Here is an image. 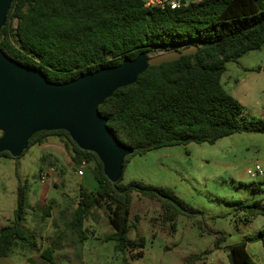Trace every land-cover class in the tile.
<instances>
[{
	"label": "trees",
	"instance_id": "16d2710c",
	"mask_svg": "<svg viewBox=\"0 0 264 264\" xmlns=\"http://www.w3.org/2000/svg\"><path fill=\"white\" fill-rule=\"evenodd\" d=\"M145 1L12 0L0 30V49L48 81L65 83L140 53L181 52L193 45L198 48L195 54L149 67L98 107L110 131L133 149L129 156L190 143L214 144L236 133L264 134V119L240 120L242 105L221 84L227 62L264 44V0H204L177 9L145 7ZM48 141L61 142L74 167L92 166L95 186L93 190L80 186L77 206L64 227L77 245L86 241L89 232L83 223L95 212L103 214L112 229L104 240L115 243L122 264L142 258L144 238L128 236L133 192L158 202L169 219L178 213H199L170 188L140 181L124 185L122 177L111 184L97 156L79 149L63 130L35 133L27 149ZM0 157L12 158L7 152ZM258 190L254 185L253 191ZM26 193V186L19 185L13 221L0 228V257H11L17 250L38 251L36 235L21 225ZM232 204L244 224L264 216L262 200ZM49 214L50 207L42 211L44 218ZM258 240L264 247V229ZM39 256L54 264V247H46ZM227 257L229 264H254L244 242L230 245Z\"/></svg>",
	"mask_w": 264,
	"mask_h": 264
},
{
	"label": "rangeland",
	"instance_id": "374dc122",
	"mask_svg": "<svg viewBox=\"0 0 264 264\" xmlns=\"http://www.w3.org/2000/svg\"><path fill=\"white\" fill-rule=\"evenodd\" d=\"M221 84L242 105L240 120L264 119V44L236 61L227 62ZM64 151L67 155L65 148ZM256 165L261 174L247 175L246 170H254ZM47 166L56 170V176L63 182V187L58 189L69 199L79 200L78 187L88 189L84 182L95 185L91 165L72 168L63 155H57L45 145H32L19 158L0 157V224L13 221L19 185L26 186L27 190L43 187L39 175ZM77 170H83L84 175L76 174ZM131 181L170 188L199 211L192 216L178 213L169 219L158 202L133 192L129 238L142 236L145 244L143 257L129 261L131 264H229L228 247L239 242L246 244L254 264H264V247L258 240L259 231L264 229V216H256L244 224L242 214L232 204L255 200L264 203V134L236 133L214 144L190 143L129 156L121 183L127 185ZM254 185L259 187L257 192L253 191ZM58 189L52 188L51 196L58 198ZM49 207L55 214L47 226L49 219L36 209L28 211L26 203L22 228L36 235L37 245L55 247L66 241L64 247L76 248L75 239L72 242L55 237L62 220L68 221L72 213L57 214L53 204ZM111 232L105 223L96 228L95 235L87 236L83 247H78L83 248L85 264H122L119 253L114 250L115 243L99 238L100 234ZM221 237L223 240H219ZM36 253L32 251L33 259L41 262ZM60 255L55 264H69L61 258L71 255Z\"/></svg>",
	"mask_w": 264,
	"mask_h": 264
},
{
	"label": "water",
	"instance_id": "95a60500",
	"mask_svg": "<svg viewBox=\"0 0 264 264\" xmlns=\"http://www.w3.org/2000/svg\"><path fill=\"white\" fill-rule=\"evenodd\" d=\"M11 3L12 0H0V30ZM197 50L191 45L181 52L140 53L117 66L54 83L0 49V153L19 158L35 133L63 130L79 149L97 156L103 175L115 185L122 177L124 160L133 154V149L115 137L98 107L117 89L135 83L149 67L193 55Z\"/></svg>",
	"mask_w": 264,
	"mask_h": 264
},
{
	"label": "crops",
	"instance_id": "0c3cea01",
	"mask_svg": "<svg viewBox=\"0 0 264 264\" xmlns=\"http://www.w3.org/2000/svg\"><path fill=\"white\" fill-rule=\"evenodd\" d=\"M41 145H45L47 149L55 152L57 155H63L65 157V159L67 160V163L69 165H71L72 168H81L82 166H78V167H74V165H72L70 163V159L67 158V155L64 151V146L63 144H61L58 141H48L46 143H43ZM83 168V167H82ZM56 171V170H55ZM54 171V169H50L45 168L43 171L40 172V182L43 184V187L41 189H29L27 190L26 193V203H27V208L28 211L32 210V209H36L39 212H42L44 209H46L47 207H49L50 204H53L56 207V212L57 214H62V212L66 213H72L74 211V209L77 206V202L78 200H72L66 197V195L63 193V191L59 190L58 188H62L63 187V182L61 181V178L56 176V172ZM79 171V170H77ZM77 171H75V173L77 174ZM80 176H83L84 174L82 173L83 170L81 171ZM43 174H46V177H42ZM58 177V178H57ZM56 179H59V181H57V183H59V187L57 186L56 183ZM85 187H88V189L93 190L95 185L90 184L89 181L84 182ZM90 185V187H89ZM82 187V186H81ZM52 188L54 189H58L60 191V195H58L59 197L57 198V195L55 196H51L50 191L52 190ZM79 189L80 187H78V195H79ZM65 195V197H64ZM69 199V201L67 200ZM66 202H68L69 204H67ZM38 207V208H37ZM54 214L51 209H50V217L46 218L49 219V221L47 222V226L50 225V221L51 219H53ZM60 219V218H58ZM44 221H41V223H44ZM62 225L60 226V231L59 233L55 236L58 239H67L73 242V237L71 235L70 232L68 231H64V227L67 221H63L62 220ZM105 223H107L106 218L103 214L100 213H92V215H90L83 223V229H86L89 234L88 236L91 235H95L96 233V228H98L99 226L104 225ZM5 226V224L1 223L0 224V228ZM55 229H57V227H55ZM110 234V233H108ZM108 234H100L99 238L101 240H104L105 236ZM129 236V235H128ZM52 238V237H51ZM105 241V240H104ZM85 243V242H84ZM84 243L82 245H77L76 248L72 247V248H68V247H64V245H66V241L61 242V244H56V246L54 247V259L55 262L57 260V256L59 254H61L60 256H62V254L64 253H69V255H71L70 257H65V258H61V260H65L67 261V263H71V264H76V263H81V264H85V259L82 255L83 253V248L80 250L78 249L79 246H84ZM38 246V251H34V253H38V255H40V253L48 246H51L50 244H45V245H37ZM78 252V254H77ZM36 253V254H37ZM119 257L122 259V255L119 253ZM34 255H32V252L29 251L28 249H24V250H17L15 252V254H13L11 257H0V264H47L44 263L41 259L40 261L34 260ZM132 262V261H131ZM130 262V264H131ZM55 264V263H54Z\"/></svg>",
	"mask_w": 264,
	"mask_h": 264
},
{
	"label": "built area",
	"instance_id": "2783aa9c",
	"mask_svg": "<svg viewBox=\"0 0 264 264\" xmlns=\"http://www.w3.org/2000/svg\"><path fill=\"white\" fill-rule=\"evenodd\" d=\"M204 0H146L145 1V7L150 6H159L161 8L167 7L170 9H177L182 5L188 4V3H199ZM77 174L80 175V170L77 171ZM246 174L250 176H255L261 174V169L258 165L254 167V170L247 169ZM42 177H46V174H43Z\"/></svg>",
	"mask_w": 264,
	"mask_h": 264
}]
</instances>
